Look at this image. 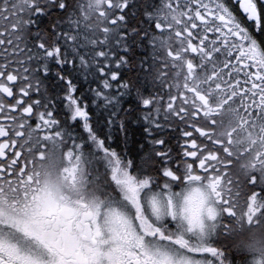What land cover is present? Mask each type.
Here are the masks:
<instances>
[{"label": "snow or ice", "instance_id": "6c2138e0", "mask_svg": "<svg viewBox=\"0 0 264 264\" xmlns=\"http://www.w3.org/2000/svg\"><path fill=\"white\" fill-rule=\"evenodd\" d=\"M0 264H264V0H0Z\"/></svg>", "mask_w": 264, "mask_h": 264}, {"label": "flooded vegetation", "instance_id": "af4514ba", "mask_svg": "<svg viewBox=\"0 0 264 264\" xmlns=\"http://www.w3.org/2000/svg\"><path fill=\"white\" fill-rule=\"evenodd\" d=\"M136 133H137V135L139 134V130H138V129H136ZM169 135H173V134H169ZM171 144H172V145H175V144H176V140H172V141H171ZM220 243H221V244L228 245V244L231 243V238H227V239L222 238V239L220 240ZM236 258H239V257L237 256Z\"/></svg>", "mask_w": 264, "mask_h": 264}]
</instances>
